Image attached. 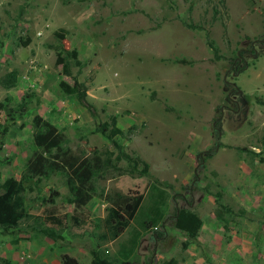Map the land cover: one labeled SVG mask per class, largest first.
Returning a JSON list of instances; mask_svg holds the SVG:
<instances>
[{
    "label": "rangeland",
    "instance_id": "374dc122",
    "mask_svg": "<svg viewBox=\"0 0 264 264\" xmlns=\"http://www.w3.org/2000/svg\"><path fill=\"white\" fill-rule=\"evenodd\" d=\"M60 47L82 63L72 76L56 65ZM12 70L16 85L0 84L8 128H0V194L38 151V113L73 155H110L117 165L95 179L86 215L105 216L106 193L146 194L151 182L169 191L164 220L142 233L132 264H264V0H0V77ZM76 76L96 115L61 90ZM112 116L116 139L149 164V176L131 174L95 131ZM67 178L52 172L33 183L28 211L72 213ZM182 208L203 220L195 239L175 225ZM143 212L106 245L120 264L118 248L136 236ZM71 226L68 218L57 240L24 222L0 227V264H90L96 230Z\"/></svg>",
    "mask_w": 264,
    "mask_h": 264
},
{
    "label": "trees",
    "instance_id": "16d2710c",
    "mask_svg": "<svg viewBox=\"0 0 264 264\" xmlns=\"http://www.w3.org/2000/svg\"><path fill=\"white\" fill-rule=\"evenodd\" d=\"M208 43L215 56L220 58L218 48L213 41L209 40ZM57 49L59 54L56 58V65L62 68L63 75L72 76L73 66L81 65V61L75 59L69 49L64 47ZM17 80L18 72L12 70L0 77V84L5 88H11L16 85ZM60 88L65 94L74 95L79 103L96 115L94 104L87 98L88 87L84 81H80L77 76L72 84L61 80ZM33 126L35 129L34 141L38 151L34 152L20 179L10 177L3 183L4 191L0 194V227L4 231H10L24 222L45 236L57 240V228H65L69 218L71 227L74 229H83L90 225L96 230L97 243L96 248L92 250L90 264H120L117 258L111 257L106 252L108 249L106 245L118 239L146 209L148 215L146 214L144 219H139L136 236L128 244L123 243L118 251V254L126 258V262L123 264H132L129 258L136 256L135 251L142 232L157 228L164 220L165 207L170 198L169 191L151 182L147 195L145 193L130 195L118 191L106 193L110 205L105 216H88L85 211L96 194L95 179L101 174H105L109 168L117 169L112 156L102 157L99 154H94L81 157L73 155L69 149L63 147L65 135L58 130L56 125L38 113L33 117ZM0 128L5 132L8 131L7 125L0 124ZM95 131L115 144L118 158L125 159L131 165V174L149 176V164L139 156H133L127 152L116 139L119 134H122V130L117 125L116 116H112L111 121L100 123ZM52 172L67 174V184L74 205L73 212L65 214L56 212L33 214L29 212L26 206L28 190L33 188V183L38 184ZM217 216L221 219L224 218L221 211L217 212ZM175 218L176 227L185 232L190 239H195L198 236L203 225V220L198 213L182 208L178 210ZM18 240V238L15 239V242ZM68 262L74 264L71 258H68Z\"/></svg>",
    "mask_w": 264,
    "mask_h": 264
},
{
    "label": "crops",
    "instance_id": "0c3cea01",
    "mask_svg": "<svg viewBox=\"0 0 264 264\" xmlns=\"http://www.w3.org/2000/svg\"><path fill=\"white\" fill-rule=\"evenodd\" d=\"M149 188V187H148ZM147 193H148V189H147ZM147 193H146V195H147ZM152 230V229H151ZM143 233V232H142ZM142 236V235H141ZM121 246V245H120ZM120 246H119V248H118V250H120Z\"/></svg>",
    "mask_w": 264,
    "mask_h": 264
}]
</instances>
